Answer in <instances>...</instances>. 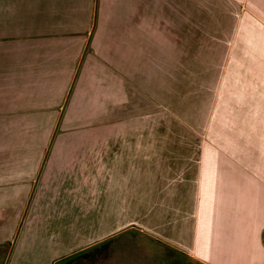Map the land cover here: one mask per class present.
<instances>
[{"label":"rangeland","instance_id":"rangeland-1","mask_svg":"<svg viewBox=\"0 0 264 264\" xmlns=\"http://www.w3.org/2000/svg\"><path fill=\"white\" fill-rule=\"evenodd\" d=\"M237 2L97 0L93 24L85 14L57 16L66 24L73 18L77 26L90 20L89 30H56V39L77 37L76 48L39 47L40 111H24L22 121L1 127L0 147L23 151L25 173L38 160L33 152L43 166L54 146L68 148L58 153L59 160L48 161L41 177L51 182L41 181L46 186L38 192L59 203L50 209L30 204L20 232L0 247V264H35L36 249L50 239L72 249L88 245L57 264H197L178 237L183 222L185 237L193 228L188 222L194 199L187 186L195 175L185 174L184 188L168 186L157 168L196 170L210 152L213 166L247 169L254 184L248 226H258L254 234L264 252V93H257L255 62L264 48L252 40L255 30L239 28L243 20L250 23L248 17L255 23V17H243ZM247 35L251 40L243 45ZM60 135L68 137L57 140ZM114 137L119 142H107ZM77 138L83 140L73 152ZM106 144L107 165L112 151L129 150L136 152L130 163L149 170L105 173L106 181L111 178L104 183L98 182L103 175L94 176V190L75 174L74 181L51 189L62 180L55 165L74 168ZM176 190L184 197L160 198V191Z\"/></svg>","mask_w":264,"mask_h":264},{"label":"crops","instance_id":"crops-1","mask_svg":"<svg viewBox=\"0 0 264 264\" xmlns=\"http://www.w3.org/2000/svg\"><path fill=\"white\" fill-rule=\"evenodd\" d=\"M96 1L83 0L84 5H82L83 2L80 3L79 0H0V128L9 124H17L15 122L9 123V121H22L24 111L33 113L40 111L39 47H54L67 43L68 46L76 48L77 37H67L66 40L57 37V40L56 30L60 32L85 30L84 32H87L89 21L91 20L93 24L95 20L93 16L96 14ZM236 1L244 7L241 15L255 17L254 28L252 24L248 25L241 22L238 25L239 28L248 30L250 27L251 31L255 30V38L252 40L264 48V0ZM73 13L88 15L90 20L80 23L79 26L73 22V18H68L67 24L56 21L57 16ZM71 34L74 35L72 32ZM250 40L247 35L240 41L243 45H248ZM255 62L256 71L258 70L256 72L257 93L260 95V92L264 93V49L261 52L258 51ZM259 83L261 89H259ZM52 108L55 110V103L52 104ZM76 121L77 119H73V122ZM75 125L77 124L65 123V126ZM67 137L68 135H60L57 140ZM119 137H114L113 140L110 139L107 142H119ZM57 140H55V144ZM82 140V138L75 140L76 142L72 146L73 152ZM107 144L90 151L91 154L85 156L83 160H79L80 163L74 168H57L55 165L56 173L63 174H57L62 180H58L51 189H56L61 184L70 182L71 179L74 181L75 174L79 176L82 184H91L92 190H94L98 187L93 179L94 176H101L105 173L120 174V172L133 175L149 170L143 167L135 168L134 163H130V158H134L136 152L129 150L112 151L111 155L114 156L110 159L113 162L110 166L107 165L108 162H105V159L109 158L110 155ZM55 148L56 146L47 152V159L43 166L39 160V153L33 152V157L38 160L32 163L29 173H25L23 151L9 152L8 150H1L0 147V247L10 244L13 237L20 232L19 227L24 222V215L30 204L33 206V204L41 205L44 203V207L50 209L54 201H57L53 198H41L43 196H39L38 193L41 188L46 186L41 181L48 177H41V175L46 169L48 161L53 158V160H59L61 156L58 153L68 150V148L54 150ZM210 153L209 156L204 157L205 159L201 157V160L198 161L200 167L196 170L181 167L157 168V171L167 175L168 186L175 183L184 188V183L188 182L184 178L185 174L191 172L192 176L195 175V179L192 177L193 182L187 186L194 199V209L188 222H191L193 228L185 237V225L184 222L182 223L181 231L178 232L182 247L187 256L196 261L197 264H264V252L262 247L258 245L257 234H254V230L256 231L258 226L253 227V229L248 226V221L251 218L248 219L249 214L246 208L249 201L253 200V194L250 195L248 192L249 187L254 186L252 182H248L249 173L246 168L213 166L212 164H216V162H212ZM142 154L146 156L145 153ZM114 158L127 161L123 165H119V163H115ZM214 158L216 159V157ZM206 161L207 163H205ZM204 165H206L205 169ZM110 178L108 177L106 181L103 175L97 179L98 182L104 183L109 182ZM47 181L50 183L51 178ZM260 185L264 184L261 183ZM133 187V184L128 186L127 200L131 199L130 202L128 201L129 206L133 205L130 204L134 200L132 191H130ZM183 197V191L180 193L177 190L160 191V198L163 200L164 198L173 200ZM200 217L203 218L204 224H201ZM47 222L49 223V220ZM45 243L46 247L36 249L37 260L35 264H57L65 259H70L88 247V245H84L72 249L70 245L66 246L61 243H56L55 246L51 239Z\"/></svg>","mask_w":264,"mask_h":264},{"label":"trees","instance_id":"trees-1","mask_svg":"<svg viewBox=\"0 0 264 264\" xmlns=\"http://www.w3.org/2000/svg\"><path fill=\"white\" fill-rule=\"evenodd\" d=\"M243 17H244V16H243ZM245 17H248V16H245ZM242 19H243V18H242ZM248 19H249V22H250V23H245L244 20H243L241 23L248 24V25L252 24V26H253V28H254V27H255V25H254L255 23H252V18H249V17H248Z\"/></svg>","mask_w":264,"mask_h":264}]
</instances>
